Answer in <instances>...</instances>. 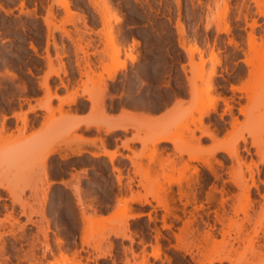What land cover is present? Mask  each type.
Listing matches in <instances>:
<instances>
[{
  "label": "rangeland",
  "instance_id": "rangeland-1",
  "mask_svg": "<svg viewBox=\"0 0 264 264\" xmlns=\"http://www.w3.org/2000/svg\"><path fill=\"white\" fill-rule=\"evenodd\" d=\"M263 72L255 0H0V176L10 184L0 187V217L18 220L7 222L0 263L138 264L145 253L150 264H199L201 250L222 248L199 240L207 230L222 239L224 209L234 248L223 254L264 264ZM46 79L52 110L29 111L48 101ZM128 105L164 113L113 115ZM114 122L123 129L110 132ZM164 131L181 147L149 141ZM114 143L119 159L90 154ZM88 217L97 222L87 229ZM188 219L194 236L180 246ZM124 227L133 240L113 234Z\"/></svg>",
  "mask_w": 264,
  "mask_h": 264
},
{
  "label": "bare ground",
  "instance_id": "bare-ground-1",
  "mask_svg": "<svg viewBox=\"0 0 264 264\" xmlns=\"http://www.w3.org/2000/svg\"><path fill=\"white\" fill-rule=\"evenodd\" d=\"M255 3H256V5H257V7L260 9V11L261 12H263L264 13V2L262 1V0H255ZM249 39H250V44L253 46V45H255L256 44V37H255V35L254 34H250V36H249ZM262 45V44H261ZM263 46V45H262ZM187 50H189V52H193L194 51V49L193 48H186ZM126 68V64L125 63H123V64H121L119 67H117L114 71H112L111 73H109V79H111V80H113V79H115V77H116V74H117V72L119 71V70H124ZM259 75V74H258ZM14 76V75H13ZM263 76H264V72H263ZM262 76V79L264 78ZM259 77V76H258ZM258 77H256V79L257 80H261V77L258 79ZM46 89H47V91L49 92V99H48V101L45 103V104H39V106L38 107H36V106H33V105H30V107H29V111H35L36 109H41V108H45V109H49V110H52V104H51V101H52V97H54L55 96V94H54V96L52 95V93H51V88H50V85H49V83H48V80L46 79V81L44 82V83H41ZM41 85V86H42ZM210 89L212 88V86H210L209 87ZM75 100H76V97H72V98H70L68 101H67V103H70V102H75ZM214 108H213V107ZM211 107H212V109L214 110V111H216V108H215V106L214 105H212ZM211 109V110H212ZM207 112L209 111L210 112V110H206ZM206 111L205 112H203V113H205V114H202V116L201 117H203L204 115H207V113H206ZM208 112V113H209ZM16 117L17 118H21L22 120L21 121H23V127L25 126V125H27V121H28V119H27V117H26V113H24V114H20V115H17L16 114ZM200 117V118H201ZM6 119H7V116H4L3 117V122L1 123V128H0V134H2V132H5V130H6V123H5V121H6ZM202 119V118H201ZM201 119H199L200 121H201ZM171 120V121H170ZM170 120L168 121V123H171L172 121H173V117H172V119L170 118ZM147 121H151L152 122V120H147ZM203 121V120H202ZM202 121H201V123H202ZM111 126L109 127V131L111 132H113V130H115V129H123V127H122V124H120L119 122H114V123H111L110 124ZM202 125H203V123H202ZM91 126H97V127H99V125H96V124H87V127H91ZM201 126V125H200ZM26 127V126H25ZM19 128V127H18ZM19 129H21V128H19ZM201 130H202V128H200ZM203 132H206V131H204V130H202ZM171 131H164V133H159V134H155L154 136H149V138H150V140H149V138L148 137H144V138H142L143 140H145V142L147 141V140H149V141H154V143L155 144H157V143H159V142H163V141H171V143H173V145L175 146V147H181V145L180 144H178L176 141H172V140H170V137H172V136H174V135H176V134H174V133H170ZM209 133V132H208ZM209 135H211L210 133H209ZM147 139V140H146ZM148 142V141H147ZM156 147V146H155ZM185 147H188V146H184V147H182V148H185ZM189 148V147H188ZM84 151V150H83ZM55 152H57V149H54V148H52V149H50L48 152H47V154H46V156L48 157L49 155H51V154H53V153H55ZM89 152V151H88ZM76 154H81V153H83L82 152V150H78V151H76L75 152ZM90 154L92 155V156H94V157H99V156H101V155H106V156H108L109 158H110V160L112 161V160H114V158L116 157V155H117V152L116 151H110L109 149H107L105 146H103V148L101 149V150H97V151H90ZM115 168H117V167H115ZM4 175H7V174H4ZM117 180L119 181V182H121L120 180H121V175H119L118 174V177H117ZM182 180H183V178H182ZM181 179L180 180H178V182L179 183H181V181H182ZM241 180L242 179H234L233 180V182L236 184V185H240V182H241ZM170 181L172 182V181H176L175 179H170ZM197 181V180H196ZM0 187L2 188V189H5V190H9L10 189V184H9V180H7V177H4V176H0ZM247 188V187H246ZM222 191V190H221ZM184 193V192H183ZM222 193V192H221ZM185 194V193H184ZM223 194V193H222ZM185 195H187V194H185ZM195 198V197H194ZM210 198H211V200H212V196H210ZM138 200L140 199V197L139 198H137ZM196 199V198H195ZM136 200V199H135ZM19 201H20V199H19ZM195 201V200H194ZM225 201V200H224ZM223 201V202H224ZM222 203V202H221ZM224 204V203H223ZM203 205H201L200 207H202ZM168 213H169V211H168ZM167 213V214H168ZM172 213H174V211H172ZM172 213H171V215H172ZM235 213V212H234ZM170 214V213H169ZM168 214V215H169ZM173 215H176L178 218H180L177 214H173ZM137 216V215H136ZM132 218H134L135 217V215H133V216H131ZM176 217V218H177ZM216 218H217V220L223 225L222 227V232H221V235H222V239L219 241V240H217V238H216V236L213 234V232H210L209 230H207L204 234V238H203V241H201V240H199V242H200V245L203 247V249H206L207 247H211V248H213L214 249V251L215 252H217L218 250H216L217 249V245L218 244H222L221 246H222V248L220 249V252L218 253V254H216L214 257H211V256H208V255H206V254H204V252L201 250V253L200 254H202V256L200 257V259L198 260V262H199V264H206V262H208V263H210V264H214V263H219V264H223V263H225V262H229L230 264H234V262L231 260V258H229V257H227V256H225V254H223L224 252H226V251H230V250H233V248H234V246H233V242L230 240V239H228V238H231V235H230V231H229V229L228 230H226L227 228H224L225 227V223H226V220H230L231 221V217L229 216V215H227V213H226V211L223 209V213L222 214H219L218 213V211H216ZM7 222L9 223L10 222V224H12L13 225V223L15 222H18V220L15 218V216L12 214V213H10V214H8V215H6L4 218H1L0 217V256H3L4 255V252H5V250H6V239H5V235H7L8 233H11L13 230L12 229H9V230H6L5 228H7V227H9L8 225H7ZM95 222H97V218H93V217H88L86 220H85V222H84V227H86L87 229L88 228H90L91 227V225L93 226L94 225V223ZM185 222V221H184ZM228 222V221H227ZM15 223H14V225H15ZM193 225V220L192 219H188V221H186L185 223H184V225H183V227L182 228H180V233H178V234H175V236H176V239H177V241H179L180 242V244L178 243V245H180L181 246V240H184V238H187V237H185L186 235H188V237H192V236H194L193 235V232H194V230L192 229V226ZM226 226L229 228L230 226H228V224H226ZM13 227V226H12ZM19 228H21V231L23 232L24 231V226H20ZM212 228V227H211ZM210 228V229H211ZM46 229H47V227H46ZM43 230V234L45 235V234H47L46 232H47V230ZM41 230V229H40ZM120 228L119 229H116V230H114L113 231V234H115V235H121L122 237H126V238H130V239H132L131 237H130V235H128L127 233H126V231L128 230V227H124V229H123V231H121L120 232ZM12 234H14V232L12 233ZM24 234V233H23ZM190 235H192V236H190ZM46 236L47 235H45V238H46ZM228 236V237H227ZM230 236V237H229ZM22 237H23V235H18V236H16L15 234H14V238H15V240L16 241H18L20 244H21V240H22ZM87 237V236H86ZM196 237V236H195ZM240 236H238V238H239ZM24 238V237H23ZM187 239H189V238H187ZM187 239L185 240L186 242H187ZM233 239H236V238H233ZM20 240V241H19ZM133 240V239H132ZM193 239L191 238V241H192ZM190 241V240H189ZM159 242V241H158ZM156 243L155 245H152V247H153V249H154V252H153V254H152V256L154 257V258H158V257H160V251H161V244H160V242L159 243ZM47 244H48V242H47ZM184 244H185V242H184ZM198 244V246H199V243H197ZM49 245V244H48ZM185 245H187V246H189L188 244H185ZM183 247V248H185V249H183V248H181V247H179V246H177V247H179V249L178 250H180V248L182 249V250H185V252L187 251L186 249H188V247ZM176 247V246H175ZM174 247V248H175ZM176 247V248H177ZM190 247V246H189ZM201 247V248H202ZM200 248V247H199ZM198 248V249H199ZM189 250V252L188 253H190V249H188ZM191 250H192V248H191ZM199 251H200V249H199ZM192 252V251H191ZM32 255H35V254H33L32 253ZM5 256V255H4ZM99 256H101V257H103V256H106V253H104V252H99ZM66 257V256H65ZM33 259H34V257H32ZM64 258V257H63ZM167 258H169V257H167ZM24 258H19V261L17 262V264H22V260H23ZM65 259V262L67 261V258H64ZM62 260V259H61ZM80 260V259H79ZM78 260V261H79ZM60 261V260H59ZM59 261H57V262H59ZM73 261V260H72ZM81 261V260H80ZM63 263H64V260L62 261ZM67 262H69V261H67ZM31 263H32V261H31ZM63 263H61V264H63ZM70 264H71V260H70V262H69ZM128 263V262H127ZM228 263V264H229ZM0 264H7V262L6 261H4V262H1ZM32 264H39L38 263V261L36 262H34V263H32ZM41 264V263H40ZM56 264V263H55ZM64 264H66V263H64ZM138 264H150V260H149V257L144 253L143 254V257H142V259H141V261L138 263Z\"/></svg>",
  "mask_w": 264,
  "mask_h": 264
},
{
  "label": "crops",
  "instance_id": "crops-1",
  "mask_svg": "<svg viewBox=\"0 0 264 264\" xmlns=\"http://www.w3.org/2000/svg\"><path fill=\"white\" fill-rule=\"evenodd\" d=\"M132 45H133V40L131 39L130 41H128L126 43V45H125L126 49L128 50V48H130ZM137 62L128 61V67L133 66ZM124 112H130L135 116H143V117H151V118H158L164 113V111L154 112L145 106L128 105V106H125L123 108H119L117 110V112H115L113 115L114 116H121L122 114H124ZM86 114L87 113H84L82 115H86ZM107 149H109L110 151H117L119 153L118 148H117V144H115V143L110 145V146H107ZM102 157H104L105 159H107L110 162V158L108 156L102 155ZM116 158L119 159L120 155H117ZM108 214L109 213H107L106 215H108Z\"/></svg>",
  "mask_w": 264,
  "mask_h": 264
}]
</instances>
